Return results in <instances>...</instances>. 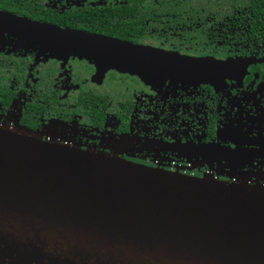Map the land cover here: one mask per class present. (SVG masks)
<instances>
[{
  "label": "flooded vegetation",
  "instance_id": "flooded-vegetation-1",
  "mask_svg": "<svg viewBox=\"0 0 264 264\" xmlns=\"http://www.w3.org/2000/svg\"><path fill=\"white\" fill-rule=\"evenodd\" d=\"M4 13L230 69L216 87L148 83L86 57L12 44L19 38L4 30ZM0 17V126L167 171L264 185V159L195 149H264V0H0Z\"/></svg>",
  "mask_w": 264,
  "mask_h": 264
},
{
  "label": "water",
  "instance_id": "water-1",
  "mask_svg": "<svg viewBox=\"0 0 264 264\" xmlns=\"http://www.w3.org/2000/svg\"><path fill=\"white\" fill-rule=\"evenodd\" d=\"M2 18L19 38L12 44L86 57L148 83L216 87L230 69L10 13ZM195 149L226 161L264 159L261 147ZM0 264H264V185L167 171L0 127Z\"/></svg>",
  "mask_w": 264,
  "mask_h": 264
},
{
  "label": "built area",
  "instance_id": "built-area-1",
  "mask_svg": "<svg viewBox=\"0 0 264 264\" xmlns=\"http://www.w3.org/2000/svg\"><path fill=\"white\" fill-rule=\"evenodd\" d=\"M206 177H212V178H215L214 176H211V175H206ZM216 179V178H215ZM218 180V179H217ZM229 180H231V181H238V180H236L235 178H230ZM249 183V182H248ZM249 184H251V183H249Z\"/></svg>",
  "mask_w": 264,
  "mask_h": 264
},
{
  "label": "rangeland",
  "instance_id": "rangeland-1",
  "mask_svg": "<svg viewBox=\"0 0 264 264\" xmlns=\"http://www.w3.org/2000/svg\"><path fill=\"white\" fill-rule=\"evenodd\" d=\"M0 127L4 128V129H8V126L6 124L5 125H2Z\"/></svg>",
  "mask_w": 264,
  "mask_h": 264
}]
</instances>
